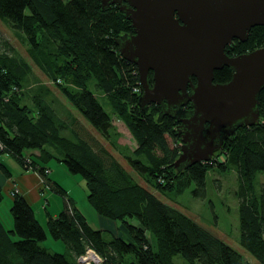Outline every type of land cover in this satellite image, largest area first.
Wrapping results in <instances>:
<instances>
[{
  "label": "trees",
  "instance_id": "16d2710c",
  "mask_svg": "<svg viewBox=\"0 0 264 264\" xmlns=\"http://www.w3.org/2000/svg\"><path fill=\"white\" fill-rule=\"evenodd\" d=\"M0 21L27 38L30 56L60 89L63 84L77 88L65 90L80 115L59 116L51 101L37 99L36 111L24 103L22 81L29 66L0 32V155L36 172L46 190L64 198L61 212L49 214L44 226L26 197L11 192L13 226L7 228L0 220V264H81L88 250L101 258L100 264H175L176 255L187 263L246 264L241 252L155 193L179 196L190 190L194 198L205 199L211 165L196 163L181 171L174 166L181 153L179 123L171 116L159 120V105L148 111L140 106L138 68L123 58L117 44L134 28L117 5L103 8L102 0H0ZM262 46L264 26H255L247 41L235 39L226 53L237 56ZM231 77L225 66L215 71L214 82L227 83ZM90 79L137 142L131 154L123 155L124 162L112 152L117 146L113 116L88 86ZM258 107L260 122L238 128L219 153L223 163L213 159L211 164L236 169L239 244L264 264V182L258 186L256 181L264 173V89ZM33 151L39 154H27ZM51 159L86 181L88 202L99 216L119 223V235L91 226L77 202L52 179ZM0 169L12 177L3 163ZM3 199L0 185V203ZM49 237L63 242L67 254L46 247Z\"/></svg>",
  "mask_w": 264,
  "mask_h": 264
},
{
  "label": "water",
  "instance_id": "95a60500",
  "mask_svg": "<svg viewBox=\"0 0 264 264\" xmlns=\"http://www.w3.org/2000/svg\"><path fill=\"white\" fill-rule=\"evenodd\" d=\"M102 3L103 8L117 5L134 28L117 44L123 58L138 68L140 106L148 111L159 105V120L171 116L179 123L178 171L209 161L238 128L260 122L264 46L237 56L225 49L235 39L247 41L253 27L264 26V0ZM225 66L232 70L231 80L215 83V71Z\"/></svg>",
  "mask_w": 264,
  "mask_h": 264
},
{
  "label": "rangeland",
  "instance_id": "374dc122",
  "mask_svg": "<svg viewBox=\"0 0 264 264\" xmlns=\"http://www.w3.org/2000/svg\"><path fill=\"white\" fill-rule=\"evenodd\" d=\"M0 32L14 46V53L16 56L20 60L25 61L29 66L27 76L22 81L25 97L24 103L31 106L33 109L32 111H36L37 107L35 101L37 99H40L41 101H51L52 103H50V107L53 108L59 116L64 115L66 112H70L75 116H80L68 95L69 92L76 91L77 88H75L73 84L61 85V87L68 90V92L65 89H60L54 80L49 79L36 61L30 56L29 42L20 32H17L8 24L1 21ZM88 86L96 93L101 103L103 102L104 108L107 111H110L105 96L98 90L96 83L92 81V79L88 82ZM190 107L191 105L189 103L186 108L189 109ZM110 112L115 124V131L112 134V140L117 144L115 148L116 150H112V152L118 160L124 162L123 155L131 154L137 148V142L130 133L126 123L119 119L118 115L113 111ZM180 145L181 141H177V146L179 148ZM55 152L58 151L55 150ZM220 152L222 151H216L213 157L207 161L209 166H212L211 162L213 159L219 163H223V154H219ZM3 159L5 160V157H3ZM8 159L5 160V163H15L14 160L10 159L9 161ZM214 165V167L210 166L208 174V196L205 199L194 198L190 190L179 196L172 193L163 194L158 191L155 193L166 203L183 211L196 222L210 229L230 246L241 252L246 264H260L253 256L244 251L239 244L237 171L230 166L219 169L216 163ZM48 167L54 170L52 176L56 178L60 185L67 191L68 196L77 202L78 208L85 214V217L91 226L95 229H100V216L88 202V188L86 186V181H84L79 175H72L67 170L65 164L57 159H51ZM11 171H14L13 166H11ZM256 181L257 185L260 186V183L264 182V173L259 174ZM53 195L52 210H56L55 212H58L59 214L63 209L64 198L56 193ZM10 206L11 203L8 202L7 197H4L0 205V212L2 213V216L4 215V222H7L6 219L11 217ZM37 213L39 214V211H37ZM5 216H7V218H5ZM116 225L114 224L113 227L111 226L109 229L113 231L114 235H119L120 225L119 223H116ZM44 244L50 250H53V252L67 254L66 246L61 241H55L49 237L44 241ZM90 254H93L98 261L90 258ZM99 259L101 258L94 251L88 250L87 254L81 258L80 262L81 264H100L101 261ZM174 262L175 264H200L198 262L187 263L180 255L174 256Z\"/></svg>",
  "mask_w": 264,
  "mask_h": 264
},
{
  "label": "crops",
  "instance_id": "0c3cea01",
  "mask_svg": "<svg viewBox=\"0 0 264 264\" xmlns=\"http://www.w3.org/2000/svg\"><path fill=\"white\" fill-rule=\"evenodd\" d=\"M36 153L39 154L37 151L28 152L27 154ZM5 157V160L10 161V157L6 155H0V163H3L6 165L10 172L13 174L11 178H7L4 173L0 169V185L4 192V197H7L8 202L11 203L10 209L12 207L13 197L11 196V192L13 190H17L19 193L23 194L26 199L29 201V203L32 205L34 210L39 211L38 217L41 221V223L45 226L47 216L50 214L51 216H57L58 212L52 210V197H54L53 193L51 191L46 190L44 182L42 178L33 171L28 170H22L19 166H17L16 163H5V160L3 159ZM7 158V159H6ZM14 167V171H11V166ZM54 172L53 169H51V174ZM52 179L56 181V178L52 176ZM48 201V202H46ZM2 203V202H1ZM0 203V205H1ZM4 215L2 216V213L0 212V220L3 222V224L7 228H12L13 221L11 217L5 216L7 218V222H4ZM100 222H101V228L108 231H111V226L116 223L113 221H110L108 219L102 218L100 216ZM118 226V225H116ZM113 233V231H111Z\"/></svg>",
  "mask_w": 264,
  "mask_h": 264
},
{
  "label": "bare ground",
  "instance_id": "6f19581e",
  "mask_svg": "<svg viewBox=\"0 0 264 264\" xmlns=\"http://www.w3.org/2000/svg\"><path fill=\"white\" fill-rule=\"evenodd\" d=\"M90 255H91L90 258H92V259H97L96 257H94L93 254H90Z\"/></svg>",
  "mask_w": 264,
  "mask_h": 264
},
{
  "label": "built area",
  "instance_id": "2783aa9c",
  "mask_svg": "<svg viewBox=\"0 0 264 264\" xmlns=\"http://www.w3.org/2000/svg\"><path fill=\"white\" fill-rule=\"evenodd\" d=\"M95 260H97L98 261V259H95ZM100 260V259H99Z\"/></svg>",
  "mask_w": 264,
  "mask_h": 264
}]
</instances>
